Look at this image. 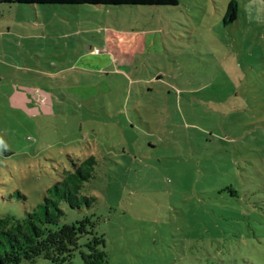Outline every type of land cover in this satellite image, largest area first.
Returning a JSON list of instances; mask_svg holds the SVG:
<instances>
[{
    "label": "rangeland",
    "instance_id": "374dc122",
    "mask_svg": "<svg viewBox=\"0 0 264 264\" xmlns=\"http://www.w3.org/2000/svg\"><path fill=\"white\" fill-rule=\"evenodd\" d=\"M229 1L0 4V215L93 157L57 225L109 264H264V0Z\"/></svg>",
    "mask_w": 264,
    "mask_h": 264
},
{
    "label": "trees",
    "instance_id": "16d2710c",
    "mask_svg": "<svg viewBox=\"0 0 264 264\" xmlns=\"http://www.w3.org/2000/svg\"><path fill=\"white\" fill-rule=\"evenodd\" d=\"M0 4H56V5H175L177 0H0ZM237 5L230 0L224 22L236 19ZM93 157L72 162V170L46 190L43 200L21 218L0 215V264H33L38 257L61 264L68 262L79 250L82 264H109L104 250L105 240L95 230L96 221L90 216L57 225L62 210L61 201L70 208L89 206L93 199L80 194L82 182L91 177ZM85 236L81 245L79 239Z\"/></svg>",
    "mask_w": 264,
    "mask_h": 264
},
{
    "label": "built area",
    "instance_id": "2783aa9c",
    "mask_svg": "<svg viewBox=\"0 0 264 264\" xmlns=\"http://www.w3.org/2000/svg\"><path fill=\"white\" fill-rule=\"evenodd\" d=\"M93 52L95 53L96 52V49H94Z\"/></svg>",
    "mask_w": 264,
    "mask_h": 264
}]
</instances>
